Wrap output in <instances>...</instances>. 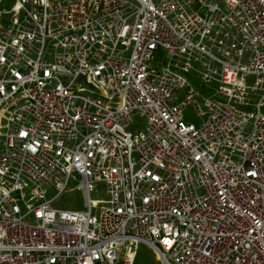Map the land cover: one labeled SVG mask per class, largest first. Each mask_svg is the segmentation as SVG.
<instances>
[{
  "label": "built area",
  "instance_id": "1",
  "mask_svg": "<svg viewBox=\"0 0 264 264\" xmlns=\"http://www.w3.org/2000/svg\"><path fill=\"white\" fill-rule=\"evenodd\" d=\"M71 181L88 209L52 206ZM142 244L164 264H264V0H14L0 264H134Z\"/></svg>",
  "mask_w": 264,
  "mask_h": 264
},
{
  "label": "rangeland",
  "instance_id": "2",
  "mask_svg": "<svg viewBox=\"0 0 264 264\" xmlns=\"http://www.w3.org/2000/svg\"><path fill=\"white\" fill-rule=\"evenodd\" d=\"M14 0H7L0 4V9L10 8ZM167 61V54L165 51L160 50L156 54V61L153 63V67L158 68V64H165ZM188 79L195 84V86L201 91H205L207 95L214 93L215 88H205L202 80L193 72L186 74ZM184 119L188 122H193L199 125L202 122L201 116L198 114L195 108L189 106L184 110ZM146 124L143 118L136 117L134 123L130 125L128 129L134 131H140ZM55 194L52 188H48V198H51ZM91 198L94 200L106 199L107 193L105 186L99 184L97 190L91 194ZM52 206L56 209L68 210V211H81L88 209L85 204L84 193L81 189L77 188V182L71 181L68 188L52 203ZM139 261L146 264H164L160 258V255L153 249L149 248L146 244H142L139 249ZM120 264H123L120 263Z\"/></svg>",
  "mask_w": 264,
  "mask_h": 264
},
{
  "label": "trees",
  "instance_id": "3",
  "mask_svg": "<svg viewBox=\"0 0 264 264\" xmlns=\"http://www.w3.org/2000/svg\"><path fill=\"white\" fill-rule=\"evenodd\" d=\"M134 264H146V263H144V262H140V261H139V253L137 254V256H136V258H135V262H134Z\"/></svg>",
  "mask_w": 264,
  "mask_h": 264
}]
</instances>
